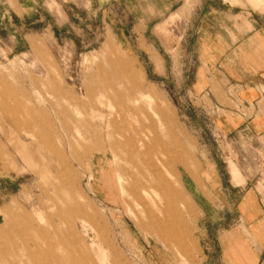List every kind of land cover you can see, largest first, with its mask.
Returning a JSON list of instances; mask_svg holds the SVG:
<instances>
[{"label": "rangeland", "instance_id": "rangeland-1", "mask_svg": "<svg viewBox=\"0 0 264 264\" xmlns=\"http://www.w3.org/2000/svg\"><path fill=\"white\" fill-rule=\"evenodd\" d=\"M247 16L264 25V0H0V264H236L256 249L243 219L264 216V140L224 133L221 115L248 111L225 80L204 92L194 53ZM159 172L177 177V209Z\"/></svg>", "mask_w": 264, "mask_h": 264}, {"label": "crops", "instance_id": "crops-1", "mask_svg": "<svg viewBox=\"0 0 264 264\" xmlns=\"http://www.w3.org/2000/svg\"><path fill=\"white\" fill-rule=\"evenodd\" d=\"M230 21V25L223 24L219 30L209 27L204 33L199 32V43L194 53L196 52L199 59L204 61L210 73L202 80L203 90L214 99L218 89L210 83L225 80L226 95L230 98L232 97L230 92L234 91L237 98L234 103H238L239 107L248 111V115L240 114L232 118L218 116L220 127L227 136L233 132L252 131L258 140H264V25H258L255 20L250 21L248 16L245 22L239 19L236 23L233 20ZM221 107H224V111L228 113L242 111L239 108L232 109L228 105H221ZM260 149L263 155L264 147ZM250 197L248 195V199L244 202H247ZM259 218V221L256 217L243 219L244 225H249L253 229L249 228L250 240L254 238L259 247L243 250L246 253L245 260H239L236 264H259L264 252V244L259 242V234L262 235V233H258L256 227H252L257 222H263L264 216ZM68 219L71 220L70 217ZM255 255L257 258L254 260ZM89 260L97 264L93 257ZM86 261L84 259L81 262L87 264Z\"/></svg>", "mask_w": 264, "mask_h": 264}, {"label": "bare ground", "instance_id": "bare-ground-1", "mask_svg": "<svg viewBox=\"0 0 264 264\" xmlns=\"http://www.w3.org/2000/svg\"><path fill=\"white\" fill-rule=\"evenodd\" d=\"M170 120H171V117H170ZM172 121H173V119H172ZM172 121H171V122H172ZM170 131H171V130H170ZM170 133L172 134L173 131L170 132ZM139 144H140V143H139ZM142 144H143V143H142ZM155 177H156L155 180H156L157 183H159V182L162 183V182L166 179L162 172H159L158 174H156ZM172 177H174L173 180H171V179H170V176H168V178L166 179V183H167V186L172 190V192H174V196H175V201H174V203H173V205H172L171 207L176 208L174 205L178 203V199H179V197H180V193H181V191L179 190V187H177V186H175L174 184H172V183H174L175 181H177V177L174 176V175H172ZM137 185H138V182L133 181L132 184L130 185V190H132V186L136 187ZM135 198H136L137 203L140 204V200H142L141 197H140V194H135ZM165 200H166V198H165ZM169 201H170V199L168 198V199L166 200L167 204H166L164 207H161V208H162L161 211H162L163 213H167L168 209L170 208V207H169V204L171 203V201H170V202H169ZM176 209H177V208H176Z\"/></svg>", "mask_w": 264, "mask_h": 264}]
</instances>
